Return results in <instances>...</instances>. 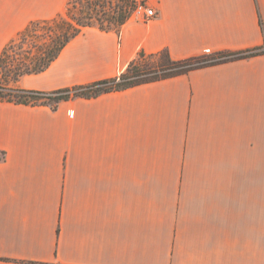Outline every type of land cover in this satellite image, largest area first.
<instances>
[{"label": "crops", "instance_id": "0c3cea01", "mask_svg": "<svg viewBox=\"0 0 264 264\" xmlns=\"http://www.w3.org/2000/svg\"><path fill=\"white\" fill-rule=\"evenodd\" d=\"M67 0H0V55ZM18 86L264 46V0H144ZM0 264H264V53L47 104L0 101Z\"/></svg>", "mask_w": 264, "mask_h": 264}, {"label": "trees", "instance_id": "16d2710c", "mask_svg": "<svg viewBox=\"0 0 264 264\" xmlns=\"http://www.w3.org/2000/svg\"><path fill=\"white\" fill-rule=\"evenodd\" d=\"M82 2L85 5L79 15L72 14L69 19H62L58 15L50 19L32 21L17 34L18 39H12L5 46L0 55V101L56 106L63 100L95 97L102 93L184 74L195 68L264 53L262 46L243 51H218L212 55L203 54L174 59L168 50L149 54L140 51L125 71L115 77L54 91L28 90L18 86V81L23 76L45 71L58 58L66 45L86 28L96 26L102 30L119 31L132 17L140 3H143L139 0H82ZM95 21L98 25L94 24ZM39 24L54 28L55 31L51 30L49 35V41L36 40L30 50L24 53L13 52V48L18 46L22 49L27 40L34 38ZM1 154L0 160L5 157L4 152Z\"/></svg>", "mask_w": 264, "mask_h": 264}, {"label": "rangeland", "instance_id": "374dc122", "mask_svg": "<svg viewBox=\"0 0 264 264\" xmlns=\"http://www.w3.org/2000/svg\"><path fill=\"white\" fill-rule=\"evenodd\" d=\"M139 1H143V3L145 4V1L144 0H139ZM84 5L85 4H84V2H82V0H67L66 3L64 4V7H63L62 11H60V13L58 15L62 19H69V17L72 14L73 15H77V14L79 15L81 13L80 10L82 8H84ZM138 10L139 9H137V11ZM137 11H135L134 14H136ZM140 14L141 15H144L143 11ZM41 20H44V19H41ZM104 22L107 23V21H104ZM94 24L95 25H98V22L95 21ZM36 29H37V33L34 32L36 34H34V38L33 39L27 40L26 43L23 45V48L22 49H19L18 46H16L15 48L12 49V51L13 52H17V53H24L26 50H30L31 49L32 43L34 41H36V40L39 41V42L49 41V39H50L49 35H51V32H52L51 30H53V32L55 31L52 26H44L43 24H39ZM15 38L18 39L17 35H16ZM0 157H2L1 152H0Z\"/></svg>", "mask_w": 264, "mask_h": 264}, {"label": "built area", "instance_id": "2783aa9c", "mask_svg": "<svg viewBox=\"0 0 264 264\" xmlns=\"http://www.w3.org/2000/svg\"><path fill=\"white\" fill-rule=\"evenodd\" d=\"M137 9H139L138 11L136 10L138 13L143 11L145 18H151L155 15L154 9L146 6L144 3H140ZM205 54L212 55L214 53L210 49H206Z\"/></svg>", "mask_w": 264, "mask_h": 264}]
</instances>
